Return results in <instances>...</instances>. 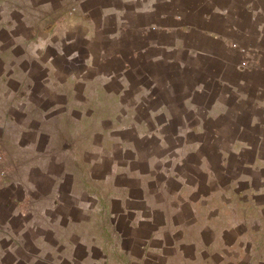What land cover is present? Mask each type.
Masks as SVG:
<instances>
[{
	"label": "crops",
	"instance_id": "1",
	"mask_svg": "<svg viewBox=\"0 0 264 264\" xmlns=\"http://www.w3.org/2000/svg\"><path fill=\"white\" fill-rule=\"evenodd\" d=\"M65 7L68 12L61 14ZM50 15L58 17L46 24ZM3 21L7 26L22 22L70 30L79 27L85 46L98 48L100 62L111 59L120 67L119 74L90 78L81 92L72 88L74 96H85L84 114L73 117L76 138L61 132V114L55 110L42 112L39 121L30 124L28 101L11 109L20 112L22 121L13 112L4 116L6 120L0 118V140L5 137L19 156L17 164L6 165L0 180L2 189H22L21 218L29 213V201L41 196L37 185L45 178L54 187L42 215L67 205L77 212L76 219L66 222V227L83 228L65 244L74 260L69 264H264V229L260 227L264 205L240 198L261 215L238 217L237 206L228 196V191L236 190L237 179L227 187L220 185L219 174L231 171L220 149L211 152L218 159L215 166L209 168L202 161L197 167L204 172L205 166L208 173L204 188L209 192L202 196L199 183L187 184L172 171L185 163L189 150L176 152L179 160L175 162L173 157L141 151V144L163 136L155 128L142 132L143 125L151 124L128 113L147 112L150 121L162 115L165 120L158 126H164L175 112L181 116L206 112L191 123L197 131L188 129L189 119L181 118L180 126L204 137L197 143L232 144L228 159L252 153L254 161L244 162L241 169L264 168V155H256L264 144V0H0ZM46 78L48 84V74ZM94 78L101 83L93 89ZM111 83L118 85L117 91L106 88ZM29 90L20 93L26 96ZM129 92L131 101H126ZM94 96H98L96 102ZM160 98L164 105L155 108ZM247 109L251 113L247 122L237 123ZM227 112L235 115L225 117ZM217 118H225L228 129L235 132L232 137L227 130L205 129ZM13 128L14 136L10 135ZM121 133L129 134V140L118 138ZM240 142L255 146L240 147ZM48 152L51 155L45 157ZM163 163L170 165L163 168ZM18 166L20 173L13 175ZM174 183L178 187L173 188ZM193 193L196 199H190ZM96 213L104 220L100 230L93 219ZM242 226L251 231L240 233ZM75 245L84 250L79 260Z\"/></svg>",
	"mask_w": 264,
	"mask_h": 264
},
{
	"label": "rangeland",
	"instance_id": "2",
	"mask_svg": "<svg viewBox=\"0 0 264 264\" xmlns=\"http://www.w3.org/2000/svg\"><path fill=\"white\" fill-rule=\"evenodd\" d=\"M66 12H68V9L65 7L61 14ZM13 17L17 21H20L19 15H14ZM56 17L58 15L46 17V24H51ZM0 24V118L6 120L4 116L7 115L8 118L12 108L15 109L16 105L22 101H28L29 109L27 112L30 116V124L37 123L39 121L38 117L42 112L48 113L55 110L61 114L58 121L62 125L61 132L65 133V137L70 139L76 138L74 136L76 126L74 125L75 121L73 117L79 118L84 114L82 109L84 108L85 96L80 94L74 96L71 94L72 88L76 87L81 92L83 88L82 84H85L90 78L98 75L104 76L110 72L119 74L120 67L118 69V64L111 59L106 63L100 62L99 58L96 57L98 48L85 46L81 40L83 32L79 27H71L72 29L70 30L69 27L63 29L65 26H38V23L36 26H27L22 22L18 26H7L4 21ZM69 39L73 40L69 42ZM106 54H108L107 51ZM49 58L50 62H47ZM47 74L49 79L48 84L44 82V79L45 81L47 80ZM113 80H116V78ZM130 82H133V85L136 86L140 83L133 78H130ZM99 83H101L100 79L94 78L93 84L90 87L93 89L97 88L100 85ZM143 83L144 85H148L147 82ZM23 88H30L29 95H21V90H25ZM51 88H54L59 94L57 92L53 94ZM106 88L109 91L115 92L118 89V85L111 83ZM131 94L129 92L126 95V101H131ZM97 97L94 96L93 102H96ZM163 100V98H160L155 108L162 107L164 105ZM194 101L196 102V99ZM74 108L78 111H73ZM247 111H244L246 116L237 120V123L242 122L244 124L247 122V119H249L248 115L251 114L249 113V109ZM12 112L16 114L15 118L17 121H22L19 111L13 110ZM64 112H67V114L63 115ZM128 113L136 114L138 119L144 123L151 124L147 126L143 125L142 132L149 131L148 133H150L155 128L157 135L163 136L160 141L157 138L151 139L150 144H148L150 149H148V145L141 144L143 146L141 151H150L159 157H173L175 162V160H179L175 159L176 155H179L176 152L183 150L182 152L184 153V151L189 150L185 163H182L183 165L179 168L174 166L172 171L176 172L178 177L184 178L187 184L194 185L199 183L201 186L199 193L202 196L209 192L207 188H204L208 173L205 166L204 172L198 171L197 167L202 165L200 164L202 161L209 163V168H211V164L215 166V162L218 159L212 156L213 153L211 154V152L215 149H220L222 158L225 156V161L229 162L231 168L229 175L228 173L225 175L219 174L220 185L222 188L224 186L227 187L229 181H232L233 178L237 179L236 183H233L236 186V190L228 191V196L233 201V204L237 206L238 217L243 218L242 215L246 214L248 219H250L251 217L261 215L255 208H248V205L245 206L246 204L244 205L242 201V199L251 200L252 204H257L259 207L264 205V168H258L254 172L244 170V168L241 169V164L244 162L250 165L254 161L252 153L245 155L243 158L239 157L236 159L232 156L228 159L226 155H232L228 151L232 144L228 142H219L212 145L199 142L201 146L196 150L195 146L200 145L196 141L204 137L201 135L199 137L192 132L187 133V127L180 126L181 118L187 121L189 119L188 122L191 124L193 119L205 117L206 112L201 110L190 111L187 114L184 113L183 116H181V113L179 115V112H175V117L171 118L170 121L167 120L164 126H158V123H162L165 120L162 115L150 121L147 112L129 111ZM156 113L158 115L159 111ZM227 113L229 115L227 114L225 117L235 115L234 112ZM224 120L225 118L212 120L209 125L205 126V129L209 131L215 128L218 132L219 130L221 132L227 130L226 132L230 135L229 137H232L235 132L228 129L227 121L225 120L224 122ZM65 124L67 125V129L63 127ZM153 125L156 126L154 127ZM188 126V129H190L189 124ZM16 133V128H13L10 135L14 136ZM121 134L118 138L121 139L124 136L129 140V137H127L129 134ZM179 135H182L183 140L180 137L176 139ZM1 139L0 156H4V161H0V173L6 165H9L11 162L17 164L19 160V156L12 144L6 142L5 137ZM237 145L251 148L254 144L240 142ZM177 149L179 150L176 151ZM195 151L194 155H190L191 152ZM259 152L256 155H264V144L259 149ZM207 154H211V157L207 158ZM47 155H51V152H48L45 157ZM169 165L170 163H163L162 167H168ZM157 166H160L159 163H157ZM16 169L18 171H13V175L20 173L19 166ZM36 179L37 177L35 176L33 181ZM48 180L45 178L44 181L38 182L39 185L37 186H39V191L42 194L41 196L37 195L35 199H31L29 204L26 205L29 213L25 218H21L20 216V201L23 198L22 189H2V180H0V264H69V261H74L72 260L73 257L69 254V247H65V244L71 241L75 235H80L83 228L66 227L68 219L74 220L77 218V212L70 205L51 209L42 215L44 207H48L54 187L53 183ZM172 186L173 188L178 187L176 183L172 184ZM196 197L197 195L193 193L190 199H196ZM261 212L263 213V211ZM225 215L226 218L229 217L227 213ZM93 219L97 222L98 229L100 230L102 226L101 222L104 220L97 213L94 214ZM124 225V223L121 224L120 228H124ZM260 227L264 229V216H262ZM256 228H253L252 231H255ZM246 230L251 231L250 228L248 230L242 226L239 232L243 233ZM254 238H257V235ZM228 241L230 242L231 240L229 239ZM77 248L75 258L79 260L78 258L84 257V250L81 246H77Z\"/></svg>",
	"mask_w": 264,
	"mask_h": 264
},
{
	"label": "trees",
	"instance_id": "3",
	"mask_svg": "<svg viewBox=\"0 0 264 264\" xmlns=\"http://www.w3.org/2000/svg\"><path fill=\"white\" fill-rule=\"evenodd\" d=\"M190 129H191V130H195V129H197L196 124H191V125H190Z\"/></svg>",
	"mask_w": 264,
	"mask_h": 264
}]
</instances>
